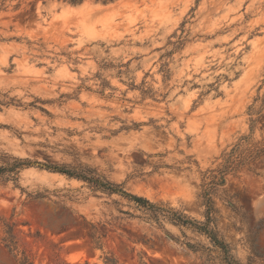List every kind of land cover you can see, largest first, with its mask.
<instances>
[{"label": "rangeland", "instance_id": "obj_1", "mask_svg": "<svg viewBox=\"0 0 264 264\" xmlns=\"http://www.w3.org/2000/svg\"><path fill=\"white\" fill-rule=\"evenodd\" d=\"M77 1L0 0V264H222L56 166L198 223L223 178L219 235L264 264V0Z\"/></svg>", "mask_w": 264, "mask_h": 264}, {"label": "trees", "instance_id": "obj_2", "mask_svg": "<svg viewBox=\"0 0 264 264\" xmlns=\"http://www.w3.org/2000/svg\"><path fill=\"white\" fill-rule=\"evenodd\" d=\"M112 2L115 0H103L104 3ZM71 4H78L79 2L77 0H70ZM51 169L53 172L60 173L63 175H67L69 177H74L79 180H83L87 182L89 185H91L92 188L96 189L97 191H102L104 193L109 194H118L124 198H127L133 202L136 203L138 207L144 208L146 211H149L154 218L158 220L160 215H163L164 217L169 218L170 221L175 223L179 226H189L193 227L196 231L204 234L210 241L213 249L217 250L219 252V259L221 260L222 264H240L238 263L234 257L230 253V249L228 245L225 243V241L220 237L219 232L217 230V227L215 225V209L213 205V201L211 198V192L212 187L216 184H222L224 182L223 178L220 179L219 183H216L215 181H212L205 187L203 198L205 200V222L198 223L197 221L190 220L185 215L175 212L171 209L166 210L161 207H157L156 205L150 203L147 199L143 197H139L136 195H132L130 193H127L121 185L113 184L109 181H107L105 178L100 177L96 175L95 171L93 170H87V171H70L63 167H47ZM5 169L0 167V173H2ZM7 231L6 234L8 235L7 238V248H9L11 251H14L17 243L15 241L14 231H13V225H7ZM188 248L194 252L199 251V247L192 245L190 243H187ZM202 249L207 250L208 252H212L213 249L201 247ZM212 260L214 259H207L204 264H210L212 263ZM18 264H34L30 257L23 252L21 254V257L18 259Z\"/></svg>", "mask_w": 264, "mask_h": 264}]
</instances>
